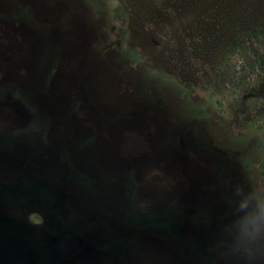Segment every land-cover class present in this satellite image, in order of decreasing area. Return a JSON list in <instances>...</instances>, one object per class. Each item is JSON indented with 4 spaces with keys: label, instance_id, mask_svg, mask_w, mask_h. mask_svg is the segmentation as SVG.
<instances>
[{
    "label": "rangeland",
    "instance_id": "1",
    "mask_svg": "<svg viewBox=\"0 0 264 264\" xmlns=\"http://www.w3.org/2000/svg\"><path fill=\"white\" fill-rule=\"evenodd\" d=\"M260 203L264 0H0V264H264Z\"/></svg>",
    "mask_w": 264,
    "mask_h": 264
},
{
    "label": "trees",
    "instance_id": "2",
    "mask_svg": "<svg viewBox=\"0 0 264 264\" xmlns=\"http://www.w3.org/2000/svg\"><path fill=\"white\" fill-rule=\"evenodd\" d=\"M94 2V1H93ZM99 2L97 1V3H96V1H95V3L94 4H97V6L96 5H94V8H95V10L97 11L98 9H99V7L98 6H100V4H98ZM131 57H134V55H133V53H130V58ZM53 69V71L55 72L56 70H57V63H54L53 64V67H52ZM144 73H142V75H143ZM147 80H151V79H149V77H148V79ZM174 81V80H173ZM176 83H178V82H176ZM179 84V83H178ZM180 85V84H179ZM180 87L182 88V90H181V92H180V94L181 95H185V93H188V91L186 92V90L180 85ZM88 97H89V99H91V97L88 95ZM192 111H193V116H192V118L195 120V121H197L198 123H200V124H202L204 121H210L211 119H212V117L209 115H207L206 113H203V112H201L199 109H197L196 107L195 108H190ZM49 115V114H48ZM50 116V115H49ZM207 118L206 120L204 119V118ZM220 123H221V121H219ZM222 124V123H221ZM200 126H202V125H200ZM237 142H239V140H237ZM81 180H83L84 182H85V178L84 177H82V179ZM240 191H242V189L240 190ZM239 196L241 197V199H240V197H239V199H240V201H241V203H242V198H245L246 199V201L247 202H249L250 201V199L248 198V197H246V195L244 194V192L242 191V193L240 192L239 193ZM248 196V195H247ZM243 205H246V204H243Z\"/></svg>",
    "mask_w": 264,
    "mask_h": 264
},
{
    "label": "clouds",
    "instance_id": "3",
    "mask_svg": "<svg viewBox=\"0 0 264 264\" xmlns=\"http://www.w3.org/2000/svg\"><path fill=\"white\" fill-rule=\"evenodd\" d=\"M258 208H259V210H260V213H261V214H264V203H260V204H258Z\"/></svg>",
    "mask_w": 264,
    "mask_h": 264
}]
</instances>
